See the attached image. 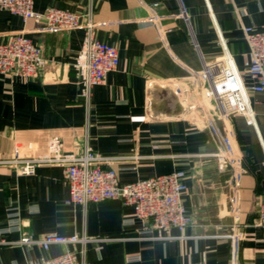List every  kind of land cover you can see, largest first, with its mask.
Wrapping results in <instances>:
<instances>
[{
    "label": "crops",
    "instance_id": "1",
    "mask_svg": "<svg viewBox=\"0 0 264 264\" xmlns=\"http://www.w3.org/2000/svg\"><path fill=\"white\" fill-rule=\"evenodd\" d=\"M32 1L37 12H91L95 38L115 46L118 64L86 92L73 65L84 28L38 30L32 20L0 10V42L21 30L42 45L46 59L40 75L29 80L0 74V157L42 152L46 139L57 134L66 149L88 144L102 155L122 157L110 165L121 183L182 169V203L192 222L158 237L118 200L68 204L61 166H39L27 175L0 166V264H28L66 249L84 264H264V230L258 226L264 94H249L254 124L232 114L227 131L220 125L240 157L236 180L218 172L210 156L216 143L192 124V114L175 116L169 98L155 107L160 117L149 114L153 84L199 73L225 54L242 70L249 52L242 26L264 30V0ZM231 225L238 235L236 260L223 236ZM49 232L91 240L48 250L13 243Z\"/></svg>",
    "mask_w": 264,
    "mask_h": 264
},
{
    "label": "built area",
    "instance_id": "2",
    "mask_svg": "<svg viewBox=\"0 0 264 264\" xmlns=\"http://www.w3.org/2000/svg\"><path fill=\"white\" fill-rule=\"evenodd\" d=\"M32 3V0H0V10L19 16L23 21L32 20L38 30L84 28L85 36L77 52L74 69L84 82L86 92L93 85L102 83L107 72L116 68L118 54L115 46L95 38L91 12L78 14L55 7L37 12L33 10ZM242 33L249 48L242 70L236 69L231 56L225 54L223 58L205 64L199 73L191 72L184 78L168 79L161 84L171 85L178 100L186 107V112L193 115L190 118L192 124L210 133L216 143V150L210 156L215 159L218 172L230 174L233 180L241 171L240 157L220 125L227 131L232 114H240L247 124H254L249 94H264V30L242 26ZM45 62L42 45L32 41L21 30L9 32L7 39L0 42V74L6 77L24 80L38 77ZM121 159L102 155L88 144L66 149L62 136L55 134L46 139L42 152L0 157V166L26 175L34 173L39 166H61L64 182L69 188L68 204L86 206L89 203L118 200L124 206H131L135 216L146 222L144 228L156 231L158 237H163V233L170 228L183 230L191 224L192 219L186 214L181 197L186 188L184 170L177 169L164 175L121 183L116 169L110 166ZM258 226L264 230V202L259 208ZM223 236L230 239L231 257L236 260L238 235L234 225ZM90 240L76 234L62 236L49 232L38 238L24 235L13 243L27 246L36 244L48 250L52 244H84ZM28 264L84 262L72 250L66 249L59 255L30 260Z\"/></svg>",
    "mask_w": 264,
    "mask_h": 264
},
{
    "label": "water",
    "instance_id": "3",
    "mask_svg": "<svg viewBox=\"0 0 264 264\" xmlns=\"http://www.w3.org/2000/svg\"><path fill=\"white\" fill-rule=\"evenodd\" d=\"M149 98H150V105H149V114L152 117H160L161 113L155 110V107L160 105L164 100H168L165 98L171 99V103L176 105L177 109L174 112L175 116L182 115L186 107L180 103L176 95L174 94L172 87L170 85L161 86L158 84L151 85L149 89Z\"/></svg>",
    "mask_w": 264,
    "mask_h": 264
}]
</instances>
